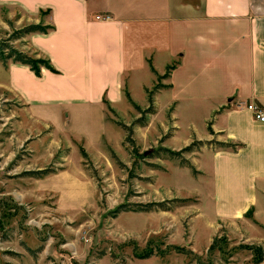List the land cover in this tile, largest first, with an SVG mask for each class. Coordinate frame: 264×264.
<instances>
[{"label":"rangeland","instance_id":"374dc122","mask_svg":"<svg viewBox=\"0 0 264 264\" xmlns=\"http://www.w3.org/2000/svg\"><path fill=\"white\" fill-rule=\"evenodd\" d=\"M39 12L0 3V39L46 22ZM25 37L14 45L39 56ZM6 67L0 59V264H197L190 252L206 258L223 235L230 250L213 252L215 264H264V199L240 217L216 216L206 152L225 139L209 128L213 143L198 139L200 115L176 120L165 97L156 103L166 72L126 83L127 103L108 104V121L92 110L53 126L29 116L8 89ZM45 168L54 171L26 173ZM161 201L169 209L136 207Z\"/></svg>","mask_w":264,"mask_h":264},{"label":"crops","instance_id":"0c3cea01","mask_svg":"<svg viewBox=\"0 0 264 264\" xmlns=\"http://www.w3.org/2000/svg\"><path fill=\"white\" fill-rule=\"evenodd\" d=\"M0 3L18 4L33 15L50 8L46 22L56 26L24 39L59 73L44 67L37 76L20 62L6 67L8 89L33 119L57 126L65 114L98 110L107 120L108 104L115 109L127 103L126 83L132 87L142 75L152 78L173 66L156 103L165 97V111L172 108L176 120L200 115L206 126L195 133L200 140H212L210 125L224 141L242 144L206 152L213 164L216 216L240 217L264 199V121L247 107L264 109V0Z\"/></svg>","mask_w":264,"mask_h":264},{"label":"trees","instance_id":"16d2710c","mask_svg":"<svg viewBox=\"0 0 264 264\" xmlns=\"http://www.w3.org/2000/svg\"><path fill=\"white\" fill-rule=\"evenodd\" d=\"M42 16L43 15H47L50 16L51 14V9H40L39 12ZM56 28V26L53 23H46L45 21L41 20L39 22H33V23H29L27 25H25L22 28H19L17 30H15L8 38L5 39H0V59L7 64L8 61H13V62H20L23 64H26L30 67V69L32 71H34V73L37 76H41L42 75V69L45 67L49 70H51L52 72L55 73H59L60 71L58 69H56L54 67V65L52 64L50 58L41 55L39 53L38 55H32L27 53L26 51H23L19 48H17L13 41L22 37H25L26 35L33 33V32H40V33H48L51 30H54ZM173 68V66H169L166 74H164L162 77L168 76L171 69ZM166 85H162V87H165ZM161 87V85L158 86V88ZM104 101L107 102V100L104 98ZM150 103H154V99L150 98ZM150 110L148 109L147 112H149ZM137 122H139L141 125H144V123L146 122L145 119H139ZM121 125L124 127V129L128 132L131 133L132 132V128L124 123H121ZM209 130L211 133H213V129L210 127L209 125ZM211 143H213V140L210 141ZM221 146H223V148H228V149H232V150H237L238 147H241L242 144L240 143H233V142H226V141H222V142H218ZM185 149H189L188 147ZM183 162H186V164H189L188 161L183 160ZM190 165V164H189ZM191 166V165H190ZM54 170L51 168H45V169H41V170H30L27 171L26 173L29 175H33L35 177H42L50 172H53ZM138 210H152V209H156V208H160V209H169L166 204L164 202H148V203H141V204H137L136 205ZM121 210H127L126 206H120L117 209V212L121 211ZM228 242L227 236L223 235V236H217L214 238V240L212 241L210 247L208 248V251L206 253V258H203L201 255L194 253V252H190L191 254H193V256L196 259L197 264H215V260L212 258V253L215 251H219L222 253L223 257H225V255H227L229 252L228 249H226V244ZM261 254H264V251L261 250ZM262 257L263 255H261L258 259L260 262H262ZM227 259V257L225 258Z\"/></svg>","mask_w":264,"mask_h":264},{"label":"built area","instance_id":"2783aa9c","mask_svg":"<svg viewBox=\"0 0 264 264\" xmlns=\"http://www.w3.org/2000/svg\"><path fill=\"white\" fill-rule=\"evenodd\" d=\"M96 17L97 19H105L109 16L97 15ZM247 107L254 113L257 119L264 121V109L261 106L256 103H249Z\"/></svg>","mask_w":264,"mask_h":264}]
</instances>
